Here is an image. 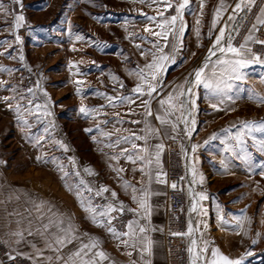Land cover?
<instances>
[{"label":"crops","instance_id":"obj_1","mask_svg":"<svg viewBox=\"0 0 264 264\" xmlns=\"http://www.w3.org/2000/svg\"><path fill=\"white\" fill-rule=\"evenodd\" d=\"M2 2L5 8L0 9V81H6L7 84L0 85V236L6 247V254L0 256V264H5L7 259L14 256H21L33 264H49L47 257L52 256L51 264H60L55 259L56 253L46 247L45 236L48 239L52 237L49 233L42 236L40 232L44 231L43 224L48 223L50 219L57 220L61 216L65 221L70 217L72 223L79 229L77 232L79 239L73 240L62 249L65 258L79 247L81 240L88 242V238L82 234L89 233L92 237H99L101 247L116 264H131L132 261L142 264L139 248L132 250L120 245L105 228L97 227L91 222L88 213L81 207L75 195V189L68 190L65 181L61 179L62 173L57 170L56 163L51 162V158H59L66 166L65 171L71 173L74 169L67 157L74 156L81 176L91 186L95 176L102 175L105 185L117 192L118 197L115 199L124 202L130 220L136 219L138 214L128 209L138 208V204L131 198V189L125 191L120 177L137 186H140L141 181L148 185V177L141 173L140 161L134 165L125 156H121L118 162L110 160V157L119 155L123 148H127L129 153H134L138 149H132L131 144L126 142L111 148L105 145L114 143L119 136H127L131 132L145 134L147 131L145 120L152 127L161 128L165 144L161 160L163 170L168 173L167 184L159 183L153 178L149 197L151 216L140 221L149 229L147 235L153 241L152 264H168L163 230L167 222V194L173 189L172 182L177 183L176 189L187 202V212L194 229L199 227L204 231L205 238L214 241L225 254L232 257L253 252V255L245 258L244 264H264V176L260 175L264 152L258 150L257 143L258 140L264 139V132L254 133L256 141L247 137L245 152L237 149L238 155L225 152L221 142L225 135L222 129L235 124L236 127H232L231 131L236 133L240 121L264 119V104L250 99L248 91L249 88H253L264 94L262 79L264 65L253 64L245 70L248 80L240 82L241 90L233 95L232 100L225 99L220 105V110L211 107V103L218 101L206 100V90L202 86L198 89V109L194 113L197 121L195 131L191 138H188L182 131V123L176 130V133H179L176 139L179 140L180 146L183 144L188 150L187 158L182 154L181 147L177 157L170 156L167 149L170 128L161 125L156 118L157 115L163 114L157 100L165 97L176 83H181L190 70L201 66L219 29L225 23H229L228 31H231L239 19L248 14L251 17L250 24H241L237 32L232 33L235 45L243 43L251 25L260 14V9L264 8V0H256L251 11L245 9L244 12L237 13L236 20L232 22L228 21V17L232 15L237 0H224L228 7L215 29H212V20L221 0H190L184 12L183 47L177 55L176 63L167 67L163 91L159 96L154 94L156 99L152 100L153 115L150 117L145 116L141 100L136 96L133 97L135 103L114 101L113 103L118 106L113 108L106 98L98 93L128 95L137 83V77L129 75V71L138 64L142 67L146 59L140 55V49L136 45L140 44L145 49L151 45L147 41L129 38V33H135L137 37L146 35L143 32L148 23L145 14L151 16L156 11V5L149 7L151 0H144L143 3L141 0H16L15 3L12 0H2ZM171 14H175L173 9L165 12V15ZM17 15L24 17L18 28L15 20ZM197 20L200 21L199 37L196 33ZM260 26L262 25H258V28ZM23 29L24 33L20 34ZM210 29L212 37L208 36ZM77 34L84 39L77 40ZM17 35L20 40L16 39ZM254 35L258 39H264V35L259 31ZM105 43L107 47H103ZM250 46L254 51L264 53V45L252 43ZM18 47H21V52H17ZM192 53H195V56ZM212 59L215 60L216 57ZM9 69L11 71H8ZM111 74L117 76L119 81H114ZM120 81L129 87V91L121 90ZM13 88L15 91H12ZM28 88H32L36 93L34 103L43 104L47 99L44 91L49 94L52 101L49 110L52 115L37 122L33 115L25 113L34 127L24 129L22 125L17 124L15 108L17 103L26 104L27 100H21V96L31 98L26 91ZM4 97L10 99L5 101ZM9 104L12 107H9ZM81 105L97 108L100 115L81 113L79 111ZM115 112H119L120 116L116 117ZM49 120L54 122L55 127L50 128L47 134L50 138L41 141L43 147L26 138V131L37 135L43 134ZM118 120H122L123 123H117ZM97 124L106 132L115 134L112 137H105L97 130ZM87 128H92L93 131L86 132ZM116 129L119 131L116 132ZM213 133H217L219 138L209 140ZM93 136L96 137L95 141L92 139ZM61 139L69 146V151L65 152L55 143ZM205 140H209V143L205 144ZM160 142V138L152 134L148 139L150 150L152 145ZM135 143L143 145L144 141L136 140ZM192 144L200 145L196 153L191 152ZM245 153L254 163L251 171L243 159ZM37 156H41L42 159L37 160ZM225 158L228 163L227 170H224L220 163ZM193 165L197 172L203 173L205 177L202 185L197 183L193 187L197 192L204 191L208 195L206 199L208 203L204 202L206 200L200 202L207 210V216L189 212L191 197L188 193V182L192 179L190 169ZM88 166L96 175L83 171ZM119 167H123L125 171L118 175L115 169ZM46 171L53 172L55 176L53 190L51 178L46 177ZM30 172H36V175L34 173L35 176H31ZM180 177L185 179L181 181ZM77 179L75 176H69L67 182L73 185ZM84 196L91 199L93 205H97L90 193L85 192ZM41 202H44L43 207L37 210V205ZM217 205L222 209L225 220L229 221L227 225H222L219 221ZM241 216H246V219L240 222L243 225L242 229L236 227L238 221L235 219ZM201 221L207 222L209 227L206 230ZM29 229L32 235L28 234ZM18 231L24 232V239L19 243L18 237L13 235ZM55 231L54 226L49 230ZM198 236L199 233L195 232L194 238ZM253 239L258 242L253 244ZM129 252L132 253L131 256L128 255ZM104 264H109V261H105Z\"/></svg>","mask_w":264,"mask_h":264},{"label":"snow or ice","instance_id":"obj_2","mask_svg":"<svg viewBox=\"0 0 264 264\" xmlns=\"http://www.w3.org/2000/svg\"><path fill=\"white\" fill-rule=\"evenodd\" d=\"M13 3L16 0H12ZM144 0H141L143 3ZM190 0H151L149 7L153 4L156 5V11L154 15L146 16L148 23L143 28V32L146 35L136 36L135 33H129V38L139 39L140 41H147L151 47L145 49L140 44L136 47L140 49V55L145 57L146 62L141 67L139 64L132 70L129 71V75H135L137 77V83L131 89L130 94L123 96L108 95L107 93H98L104 96L109 105L116 108L118 105L113 103L114 101H120L121 103H135L133 99L134 96L141 100V107L145 110V116H152V100L156 99L163 91V80L166 74L167 67L170 64L176 63L177 55L180 53L183 47V33L185 30L184 12L189 6ZM256 0H237L235 7L233 9L232 15L228 17V21H235L237 18V13L244 12L245 9L251 11L252 7L255 5ZM22 7V5H21ZM227 5L224 0H221L220 6L216 8L215 14L212 20V29L216 28L217 23H219L223 12L227 10ZM5 5L2 0H0V9H4ZM168 9H173L175 14L165 15ZM201 9H203V3L201 4ZM201 15L203 12L201 11ZM17 28L20 26V22L24 20L22 15H17L15 17ZM179 22V23H178ZM196 33L199 37L200 35V21L197 20ZM71 22L69 21V26ZM258 25H264V8L260 9V14L256 17L255 23L251 25V29L247 36L244 38V42L235 45L233 43V34L237 32V28L234 26L231 31L229 29V23H225L223 27L219 29L218 35L215 36L214 41L207 50V55L204 57L203 63L199 67H194L190 70L186 77L181 83H176L166 94L165 97H161L157 100L163 114L157 115V119L160 124L166 128H170L169 139L175 140L179 133L176 130L180 128V124H183L182 131L188 138H191L193 131H195L196 119L195 111L198 109L197 99L199 98L198 89L202 86L206 90L205 99L218 101V103H211V107L215 110H220V105L224 103L225 99L232 100L233 95L241 90V83L248 80L247 72L245 71L249 66L253 64L264 65V53L254 51L250 46L252 43H258L264 45V39H258L254 33L259 31ZM69 32L71 33V27H69ZM208 36L212 37V30L208 32ZM154 38V39H153ZM171 38V39H170ZM17 40L21 38L19 35L16 36ZM77 40H83L84 37L77 34ZM100 46V45H98ZM105 43L103 47H107ZM167 49V51H166ZM219 53V55H217ZM195 56V53H192ZM150 57V59H149ZM216 57L215 60L212 58ZM23 59V57H21ZM8 71H11L10 69ZM112 75L114 81H119V78ZM264 79V77H262ZM80 82H78L79 84ZM7 84L6 81H0V85ZM37 87L39 85L37 84ZM119 87L123 88V82H119ZM15 91V88L12 89ZM27 93L30 94L31 98H26L21 96V100H27L25 105L17 103L15 112L16 120L18 126H23L24 129H31L34 124L29 121L25 113L28 115H33L37 122L43 120L45 117H50L52 115L49 110L52 104L51 97L44 91L45 97L47 99L43 104L34 103L36 93L32 88H28ZM249 98L256 100L257 102L264 104V94L257 92L253 88H249ZM77 92H80L79 87ZM156 94V96H154ZM146 97V98H145ZM9 97H4V100H9ZM12 107L11 104L8 105ZM103 108V106H100ZM23 109V111H22ZM235 111V109H232ZM79 111L86 115H100V111L97 108H89L85 105H81ZM132 111V109H129ZM116 117L120 116L119 112H115ZM133 123H140V121H132ZM107 123V121H104ZM117 123H123L122 120H118ZM145 127L147 131L143 135H138L135 132H131L127 136H119L114 143H108L106 147H114L119 145L121 142L130 143L132 149H138L134 153H129L127 148L121 149L119 155H112L110 160L119 161L121 156H125L128 161H131L134 165L137 161H140V171L143 175L148 177V185H144L143 181L140 182V186L131 184L128 180H124L123 177L120 179L123 182V187L125 191L131 189V198L138 204V208H130L128 211L137 213V218L129 220L126 223V231H119L113 221L117 219L116 214H122L126 210V206L123 201L115 199L118 194L115 190H110L107 185H101L98 188H93L87 180L81 176V171L76 167V158L74 156H69L67 159L73 166L74 171L69 173L65 171V165L59 161V158L52 157L51 162L56 163L57 170L62 173L61 179L65 181V186L68 187L69 191L75 189V195L78 201L83 207L84 211L88 213V218L97 227L105 228L106 231L116 240L119 241L120 245L131 248L135 250L139 248L140 250V260L142 264H152V249L153 241L147 235L148 228L141 224L142 219H148L151 216V204L149 202V197L151 195L150 186L155 178L159 183H168V173L163 170L161 156L165 150V144L163 143V136L161 135V128H155L150 125V123L145 120ZM55 124L53 121L49 120L47 126L43 129V134L37 135L31 131H26V138L34 140L37 146L43 147L41 141L47 137L50 128H54ZM232 127H236L235 124L222 129L225 133L222 143L224 145L225 152H231L233 155H238L237 149L240 152H245V145L247 144V137H251L256 141V132H264V119L259 121L253 120H243L240 121V127L236 133H232ZM97 130L105 137H112L114 132H106L103 128H100L99 124L96 125ZM86 132L91 133L92 128L85 129ZM116 132L119 129L115 130ZM171 133H176L175 135ZM152 134L157 135L161 142L150 147L148 146V139ZM218 134L213 133L209 140L218 139ZM92 139L95 141L96 137L93 136ZM136 140H143L144 144L139 145L135 143ZM209 140H205L204 143L208 144ZM55 143L59 145L65 152L69 151V146L61 139L56 140ZM259 151L264 152V139L258 140ZM181 152L187 158L188 150L185 149L184 145L181 144ZM200 147L199 144L191 145V152L196 153L197 149ZM47 154L45 153V156ZM37 160H41V156L36 157ZM243 159L247 162L249 170H253L254 163L251 161V157L246 153ZM45 162H49L45 160ZM221 165L224 170L228 169L227 158L221 160ZM155 165V168H153ZM112 165H110L111 167ZM188 167L187 165L185 166ZM261 172L260 175L264 176V161L260 164ZM136 169L134 168L133 171ZM83 171L90 175H96L90 166L85 167ZM115 171L123 173L125 169L123 167L116 168ZM190 174L192 179L188 182V193L191 197V205L189 212H198L201 216H207V210L200 203L203 200L208 199V195L204 191L197 192L193 187L194 184H203L205 177L203 173H198L196 167L193 165L190 169ZM69 176H75L77 181L73 185H69L67 178ZM181 181L185 178L180 177ZM171 187L173 189L177 188V183L172 182ZM95 192L96 196H100L103 193L110 192L112 198L108 200L107 203L103 205H93L91 199H86L84 193ZM107 199V198H106ZM44 202L37 205V210L43 207ZM217 210L219 213V221L222 225H227L229 221L225 220V217L217 205ZM243 211V210H242ZM42 219V217H41ZM238 221L236 227H243L242 222L246 219V216L235 217ZM203 228L206 230L209 226L206 221H201ZM56 228L55 232H49L52 227ZM43 232H38L42 236L45 233H49L52 237L46 239V247L51 249L56 253L55 259L60 262V264H104L105 261H109V264H116L115 261L110 260L109 255L101 247V242L99 237H92L89 233H83L82 235L88 238V242L80 241L79 247L67 255V258L62 254V249L71 244L73 240L79 239L77 232L79 231L71 218L69 217L67 221L61 216L57 220H49L48 223L42 225ZM199 233L197 238L193 237V233ZM28 234L32 235L31 229L28 230ZM18 237V243L20 240L24 239V232L18 231L13 233ZM172 235L176 236H187L190 239V246L188 247V252L190 254V264H244L245 258L247 256L253 255V252H245L244 255L239 257H232L225 254L219 246L214 244V241L205 238V233L199 227L193 228L192 220L189 219L188 228L186 232H174ZM259 233H257V236ZM258 241L256 239L252 240L253 244ZM35 247V245H33ZM210 252V256H209ZM26 255V254H25ZM129 256L132 255L131 252L128 253ZM15 259V257H10ZM31 259V257H29ZM47 260L49 264L53 260L52 256H48ZM131 264H136V261H132Z\"/></svg>","mask_w":264,"mask_h":264},{"label":"built area","instance_id":"obj_3","mask_svg":"<svg viewBox=\"0 0 264 264\" xmlns=\"http://www.w3.org/2000/svg\"><path fill=\"white\" fill-rule=\"evenodd\" d=\"M250 22L251 17L248 14H245L242 17L241 24L249 25ZM23 31L24 29L20 31V34H23ZM259 32L264 35V25L259 27ZM17 52H21V47L17 48ZM121 90L129 91V87L124 86ZM167 149L171 157H177L180 153L179 140L170 139L167 142ZM94 183L95 187L93 188H98L101 185H105V180L101 175H97L94 178ZM90 194L97 205H103L107 203L108 200L114 199L111 197L110 192L103 193L100 196H96L95 192ZM204 202L208 203L207 200ZM166 214L167 222L166 227L163 230V235L167 249L168 264H190V254L187 250L190 246L189 237L172 235L174 232H186L189 219L191 218L187 212V202L178 189H172L167 194ZM113 215H117V219L113 221L115 227L119 231H126V223L130 220V214L125 210V212L122 214L113 213ZM193 237H195V231L193 233ZM5 254L6 247L2 237L0 236V256L2 257ZM14 257L15 259H7L5 264H33L21 256Z\"/></svg>","mask_w":264,"mask_h":264},{"label":"rangeland","instance_id":"obj_4","mask_svg":"<svg viewBox=\"0 0 264 264\" xmlns=\"http://www.w3.org/2000/svg\"><path fill=\"white\" fill-rule=\"evenodd\" d=\"M31 173V176H35L36 175V172H30ZM34 173H35V175H34ZM97 176V175H96ZM102 176V175H101ZM46 177L47 178H51L50 179V184H51V189L53 190L54 189V182L56 181L55 180V176H54V174H53V172H51V171H46ZM92 187H95V183L93 182V186ZM109 188V187H108ZM110 189V188H109ZM112 190V189H111Z\"/></svg>","mask_w":264,"mask_h":264},{"label":"water","instance_id":"obj_5","mask_svg":"<svg viewBox=\"0 0 264 264\" xmlns=\"http://www.w3.org/2000/svg\"><path fill=\"white\" fill-rule=\"evenodd\" d=\"M243 16H244V15H243ZM241 23H242V18L239 19L238 23H237L236 26H235V27L237 28V30H238V28L240 27ZM233 34H235V33H233Z\"/></svg>","mask_w":264,"mask_h":264}]
</instances>
